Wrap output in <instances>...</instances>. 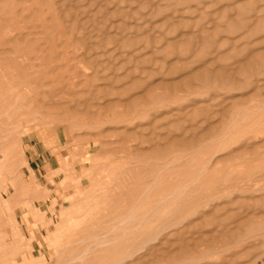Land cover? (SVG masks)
<instances>
[{
    "label": "rangeland",
    "instance_id": "1",
    "mask_svg": "<svg viewBox=\"0 0 264 264\" xmlns=\"http://www.w3.org/2000/svg\"><path fill=\"white\" fill-rule=\"evenodd\" d=\"M0 264H264V0H0Z\"/></svg>",
    "mask_w": 264,
    "mask_h": 264
},
{
    "label": "crops",
    "instance_id": "2",
    "mask_svg": "<svg viewBox=\"0 0 264 264\" xmlns=\"http://www.w3.org/2000/svg\"><path fill=\"white\" fill-rule=\"evenodd\" d=\"M37 157H38V156H37ZM37 157L33 158V160H34V159H37L38 161H40ZM33 160H31V162H32Z\"/></svg>",
    "mask_w": 264,
    "mask_h": 264
},
{
    "label": "bare ground",
    "instance_id": "3",
    "mask_svg": "<svg viewBox=\"0 0 264 264\" xmlns=\"http://www.w3.org/2000/svg\"><path fill=\"white\" fill-rule=\"evenodd\" d=\"M130 260V259H129Z\"/></svg>",
    "mask_w": 264,
    "mask_h": 264
}]
</instances>
